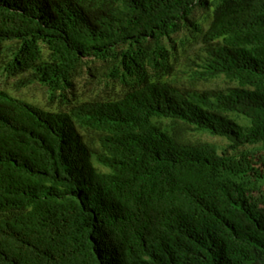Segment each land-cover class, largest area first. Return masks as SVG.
I'll return each mask as SVG.
<instances>
[{
	"label": "trees",
	"instance_id": "16d2710c",
	"mask_svg": "<svg viewBox=\"0 0 264 264\" xmlns=\"http://www.w3.org/2000/svg\"><path fill=\"white\" fill-rule=\"evenodd\" d=\"M0 85V264H264V0H0Z\"/></svg>",
	"mask_w": 264,
	"mask_h": 264
},
{
	"label": "rangeland",
	"instance_id": "374dc122",
	"mask_svg": "<svg viewBox=\"0 0 264 264\" xmlns=\"http://www.w3.org/2000/svg\"><path fill=\"white\" fill-rule=\"evenodd\" d=\"M1 86V85H0ZM13 94L25 98L27 101L30 102H38L40 104H46V98L44 97L43 92L39 89H30V90H25L23 92H13ZM202 141H208V142H213V143H219L222 144V142L219 139L211 138L206 135H202L199 137Z\"/></svg>",
	"mask_w": 264,
	"mask_h": 264
}]
</instances>
